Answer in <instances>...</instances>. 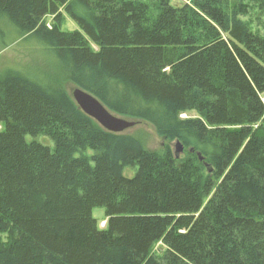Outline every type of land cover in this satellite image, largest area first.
<instances>
[{
    "label": "trees",
    "instance_id": "obj_1",
    "mask_svg": "<svg viewBox=\"0 0 264 264\" xmlns=\"http://www.w3.org/2000/svg\"><path fill=\"white\" fill-rule=\"evenodd\" d=\"M179 1L0 0V52L44 57L0 64V264H264V35Z\"/></svg>",
    "mask_w": 264,
    "mask_h": 264
},
{
    "label": "rangeland",
    "instance_id": "obj_2",
    "mask_svg": "<svg viewBox=\"0 0 264 264\" xmlns=\"http://www.w3.org/2000/svg\"><path fill=\"white\" fill-rule=\"evenodd\" d=\"M235 1L243 5L245 13L241 15V18L248 24L249 28L256 33H260L264 35V11L261 8L262 0H235ZM174 2L179 3L180 1L174 0ZM63 15L64 18L62 22V28L64 30L75 29L76 24L65 14ZM15 59H18L17 61H21L22 59H24L26 63L29 61L31 63L38 64V63H42L44 57L39 55V53H37V55L28 57L23 52L21 54L17 52L15 53L13 50H10L8 48L3 49L0 52V64H4L8 61H11L13 63L16 62ZM73 88H74L73 84H67V90L70 93ZM187 116L188 115L186 113L181 114V117L183 118ZM126 132L135 134L136 136L140 137L141 140L144 142L146 148L152 151L159 150L165 147L166 144L170 143L167 139L158 136L153 126L144 121H136V125L128 129ZM92 213L93 216L100 223V226L104 227L106 224L105 208L102 206H95L92 210Z\"/></svg>",
    "mask_w": 264,
    "mask_h": 264
},
{
    "label": "water",
    "instance_id": "obj_3",
    "mask_svg": "<svg viewBox=\"0 0 264 264\" xmlns=\"http://www.w3.org/2000/svg\"><path fill=\"white\" fill-rule=\"evenodd\" d=\"M71 96L85 114L93 118L104 129L110 132H126L136 125V121L112 113L97 97L80 87L74 86L71 91ZM180 150H183L182 146ZM211 170L212 169L209 168V171ZM159 251L161 252L162 248H160Z\"/></svg>",
    "mask_w": 264,
    "mask_h": 264
}]
</instances>
